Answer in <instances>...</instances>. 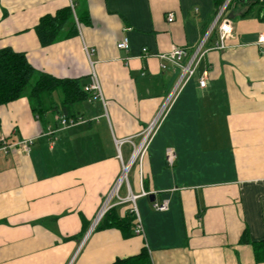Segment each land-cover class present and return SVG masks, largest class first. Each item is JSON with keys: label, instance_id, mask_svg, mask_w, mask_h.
I'll use <instances>...</instances> for the list:
<instances>
[{"label": "crops", "instance_id": "obj_1", "mask_svg": "<svg viewBox=\"0 0 264 264\" xmlns=\"http://www.w3.org/2000/svg\"><path fill=\"white\" fill-rule=\"evenodd\" d=\"M67 7L76 35L64 29L40 46L39 19ZM246 9L223 14L231 36L215 50L213 0H0V49L83 92L93 75L101 94L85 92L68 108L61 91L43 94L39 114L25 96L0 106V136L33 140L28 153L0 152V264H112L143 248L151 264H264V20L258 6ZM124 38L128 48L117 49ZM201 44L193 76L144 145L142 168L110 198L122 155L127 164L180 76L157 56L177 47L187 61ZM141 191L142 235L96 227L103 206L122 217L128 193ZM161 202L166 211L153 208Z\"/></svg>", "mask_w": 264, "mask_h": 264}, {"label": "trees", "instance_id": "obj_2", "mask_svg": "<svg viewBox=\"0 0 264 264\" xmlns=\"http://www.w3.org/2000/svg\"><path fill=\"white\" fill-rule=\"evenodd\" d=\"M225 0H213L215 15L223 5ZM244 4L247 12L254 6H258L262 13L261 21L264 20V6L260 0H230L225 12L229 9L230 3ZM82 21V20H81ZM85 21V20H83ZM67 29L65 37L76 35L73 13L70 8H63L53 15H46L39 19L34 31L39 45L44 47L53 43ZM33 81L30 84V81ZM61 91L65 108L71 103L84 99L87 95L83 92L77 82L70 80H58L45 74H37L27 63L24 54L17 53L10 48L0 49V106L7 105L25 96L34 114L42 112L40 97L43 94H50L53 91ZM144 186V182H143ZM135 226V216L130 208L124 216H119L116 207L108 209L101 217L98 225L99 229L113 228L118 230L123 238L133 236ZM241 243H247V232L243 231L240 239ZM262 242L252 243L255 252ZM257 260L260 255L256 253ZM112 264H151L147 250L143 248L137 255L116 259Z\"/></svg>", "mask_w": 264, "mask_h": 264}, {"label": "built area", "instance_id": "obj_3", "mask_svg": "<svg viewBox=\"0 0 264 264\" xmlns=\"http://www.w3.org/2000/svg\"><path fill=\"white\" fill-rule=\"evenodd\" d=\"M230 0L225 1L223 3V5L221 6V8L219 9L218 13L215 16L214 22L212 24V28H214L215 25H217V29H216V43H215V50H224L226 48V41L228 40V38L231 36V27H230V22L227 18L223 17V14L225 13V9L226 6L228 4ZM173 19V16L171 14H167L166 16V20L167 22H171ZM262 43L264 44V39L262 41ZM117 49L119 50H124L128 48V41L126 38H124L121 42H119L117 44ZM201 46L197 49V51L195 52V54L189 58V60L184 61L185 58L187 57V53L183 50V49H179L177 47H172L170 49V51L166 54H162V55H158L157 57L163 61H165L166 63H169L170 65L177 67L180 70V76L172 90V92L169 94V96L167 97L166 101L164 102L162 108L160 109V111L158 112V114L155 116V118L152 120V122L149 124V126L147 127V129L144 131L143 133V140L142 143L140 145V147L138 149H136L132 156L135 155V159H137L138 157L141 160L142 154L144 152V145L147 143V141L149 140V138L153 135V133L155 132L159 121L161 120V117L165 114L166 110L168 109L170 103L172 102L173 98L176 96L177 92L180 90V88L193 76L197 62L199 57H197V53L200 50ZM142 53L144 55H147V50L146 49H142ZM162 69H166L165 65L161 66ZM199 86L200 87H204L205 84V78L201 77L198 81ZM85 92H91L93 93V98H101V94H100V89H99V85L98 82L96 81L95 76L92 75V81L89 85H87L84 88ZM59 123L64 126L66 123L72 124L71 122L67 121L64 118H61L59 120ZM33 140L32 139H28V140H22L18 143H9L5 137L0 136V152H2L3 154H7L10 150H12L14 147H18L20 149H22L25 153L29 152L30 146L32 145ZM120 144L122 142H119ZM131 156V157H132ZM166 164L168 167H172V164L174 162V153L172 152V150H167L166 152ZM134 163V162H133ZM124 166L122 165V174L124 171ZM121 174V175H122ZM120 175V177H121ZM120 179V178H119ZM115 183L114 188H113V192L112 194L109 196L110 198L118 192L120 185L117 186L118 181ZM122 183V182H121ZM126 183V187L128 188V181L125 182ZM117 186L116 190L115 187ZM146 195V193L142 192L140 193V195L135 196L133 194H131L130 192L127 195V198L124 200L128 203H130L131 205V209L132 212L134 213L135 216V227H134V234L135 235H142V229L140 226V222L139 219L137 217V213L136 210L134 208V202L136 201L137 198ZM117 197V195H116ZM153 208L156 211L159 212H163L166 211L167 209V204L166 202H161L160 204L158 203H154L153 204ZM108 209L107 204L105 206H103V208L100 210L98 216H97V220L100 219L102 217V215L106 212V210Z\"/></svg>", "mask_w": 264, "mask_h": 264}, {"label": "rangeland", "instance_id": "obj_4", "mask_svg": "<svg viewBox=\"0 0 264 264\" xmlns=\"http://www.w3.org/2000/svg\"><path fill=\"white\" fill-rule=\"evenodd\" d=\"M226 1V0H225ZM224 1V2H225ZM229 3V2H228ZM234 5H237V3H235V2H231L230 3V7L231 6H234ZM229 7V8H230ZM33 83V81H32V79H31V81H30V84H32ZM127 159H128V157L127 156H124V155H122V158H121V161L123 162V166L125 167L127 164H126V162H127ZM121 168H122V166H121ZM137 168H142V163H141V160H140V158L138 157L137 159H135L134 160V163H132V165L129 167V170H128V172L126 173L127 175L125 176V178L122 180V183H121V185H125L126 186V181H129V183L131 184V180H132V178H133V173H134V171H135V169H137ZM121 174H122V172H121ZM116 195H117V193H115L113 196H112V198H116ZM131 208V207H130Z\"/></svg>", "mask_w": 264, "mask_h": 264}, {"label": "bare ground", "instance_id": "obj_5", "mask_svg": "<svg viewBox=\"0 0 264 264\" xmlns=\"http://www.w3.org/2000/svg\"><path fill=\"white\" fill-rule=\"evenodd\" d=\"M136 153H137V152H136ZM136 153H135V155H136ZM135 155H133V156L130 158L128 164H127L125 167H123V168H124V171H123V174L121 175V177H120V179H119V181H118L117 186L121 184L122 180H123V179L125 178V176L127 175L126 173L128 172L129 167L132 165V163H133L134 160H135ZM117 186L115 187L114 190H116Z\"/></svg>", "mask_w": 264, "mask_h": 264}, {"label": "water", "instance_id": "obj_6", "mask_svg": "<svg viewBox=\"0 0 264 264\" xmlns=\"http://www.w3.org/2000/svg\"><path fill=\"white\" fill-rule=\"evenodd\" d=\"M226 1H228V0H226ZM260 2L263 4V6H264V0H260ZM150 198L152 199V196H150Z\"/></svg>", "mask_w": 264, "mask_h": 264}]
</instances>
